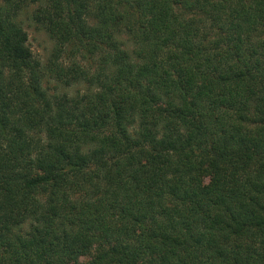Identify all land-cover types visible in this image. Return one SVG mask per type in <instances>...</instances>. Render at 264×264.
<instances>
[{
	"label": "trees",
	"instance_id": "trees-1",
	"mask_svg": "<svg viewBox=\"0 0 264 264\" xmlns=\"http://www.w3.org/2000/svg\"><path fill=\"white\" fill-rule=\"evenodd\" d=\"M0 264H264V0H0Z\"/></svg>",
	"mask_w": 264,
	"mask_h": 264
},
{
	"label": "rangeland",
	"instance_id": "rangeland-1",
	"mask_svg": "<svg viewBox=\"0 0 264 264\" xmlns=\"http://www.w3.org/2000/svg\"><path fill=\"white\" fill-rule=\"evenodd\" d=\"M24 30L27 35V45L30 48L33 55L40 60H44L48 55L49 50L52 47V42L48 39L45 33L41 30H35L32 26L24 24ZM204 182L207 180L204 177Z\"/></svg>",
	"mask_w": 264,
	"mask_h": 264
}]
</instances>
